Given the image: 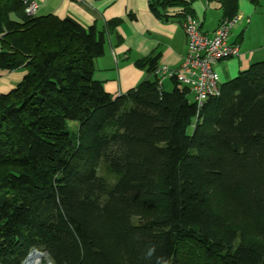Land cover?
Wrapping results in <instances>:
<instances>
[{
	"label": "trees",
	"instance_id": "trees-1",
	"mask_svg": "<svg viewBox=\"0 0 264 264\" xmlns=\"http://www.w3.org/2000/svg\"><path fill=\"white\" fill-rule=\"evenodd\" d=\"M191 3L149 7L184 19ZM105 33L0 0V69L26 72L0 95V264L38 248L54 264H264V61L197 108L175 80L158 89L157 53L137 62L152 80L112 96L93 79Z\"/></svg>",
	"mask_w": 264,
	"mask_h": 264
},
{
	"label": "crops",
	"instance_id": "crops-1",
	"mask_svg": "<svg viewBox=\"0 0 264 264\" xmlns=\"http://www.w3.org/2000/svg\"><path fill=\"white\" fill-rule=\"evenodd\" d=\"M33 1L38 4L37 17L70 18L85 28L94 26L97 31L106 32L105 52L94 61L93 79L102 83L112 96L152 80L146 68L137 65L138 61L159 53L158 67L177 70L186 55L180 8L168 9L164 18L150 10L149 0ZM191 11L200 21L201 31L211 36L222 19L218 0H192ZM237 15L241 19L232 27L228 43L237 46L238 55L215 66L221 84L246 71L253 63L264 61V0H239ZM115 20L119 25L107 31V24ZM25 73L23 69H0V95L12 90ZM165 83L172 86L170 81Z\"/></svg>",
	"mask_w": 264,
	"mask_h": 264
},
{
	"label": "built area",
	"instance_id": "built-area-1",
	"mask_svg": "<svg viewBox=\"0 0 264 264\" xmlns=\"http://www.w3.org/2000/svg\"><path fill=\"white\" fill-rule=\"evenodd\" d=\"M27 17H34L38 4L33 0H18ZM181 11V10H180ZM182 12V11H181ZM241 17L236 15L230 20H221L213 34L206 35L201 31V23L193 15H185L182 27L186 36L187 51L181 67L172 70L168 67H157L153 76L159 90L164 83L175 80L190 92V102L201 108L211 96L219 94L220 78L215 66L224 60L238 55V48L228 43L229 34Z\"/></svg>",
	"mask_w": 264,
	"mask_h": 264
},
{
	"label": "rangeland",
	"instance_id": "rangeland-1",
	"mask_svg": "<svg viewBox=\"0 0 264 264\" xmlns=\"http://www.w3.org/2000/svg\"><path fill=\"white\" fill-rule=\"evenodd\" d=\"M164 85H165V86H164V90H165V91H169V90L171 89V87L169 86V83H165ZM67 126L70 128L71 131H73V133H75V131H76V124H75L74 122H68V123H67ZM188 132L191 133V132H192V128H189V129H188ZM99 173H100L102 176H104V178H106L107 181H109V182L112 181V178H111L110 176H108L106 173H104L103 169H101ZM135 222H136V220H135ZM33 250L37 251L39 254H41L42 256H44L43 259H42V262H43L44 264H54V263L52 262L51 258L49 257L48 253H47L45 250L40 249V248H38V249H33ZM33 250H31L30 253H31ZM30 253H29V254H30ZM29 254H28V255H29ZM28 255H27V256H28ZM186 255H187V254H186ZM188 256H189V255L185 256V255L183 254V255H182V261H181L180 263H181V264H193L192 261H194V260H192V258H190V257H188ZM188 258H189V259H188ZM25 260H26V259H25ZM23 263H24V262H23Z\"/></svg>",
	"mask_w": 264,
	"mask_h": 264
},
{
	"label": "bare ground",
	"instance_id": "bare-ground-1",
	"mask_svg": "<svg viewBox=\"0 0 264 264\" xmlns=\"http://www.w3.org/2000/svg\"><path fill=\"white\" fill-rule=\"evenodd\" d=\"M44 256H42L41 254L37 253H30L26 260L24 261L23 264H44L42 262V259H43Z\"/></svg>",
	"mask_w": 264,
	"mask_h": 264
},
{
	"label": "water",
	"instance_id": "water-1",
	"mask_svg": "<svg viewBox=\"0 0 264 264\" xmlns=\"http://www.w3.org/2000/svg\"><path fill=\"white\" fill-rule=\"evenodd\" d=\"M31 253H35V254H37L38 252H37V251H35V250H33Z\"/></svg>",
	"mask_w": 264,
	"mask_h": 264
}]
</instances>
